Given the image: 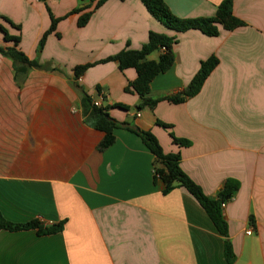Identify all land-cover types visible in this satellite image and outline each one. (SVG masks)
I'll return each instance as SVG.
<instances>
[{
  "label": "crops",
  "instance_id": "obj_1",
  "mask_svg": "<svg viewBox=\"0 0 264 264\" xmlns=\"http://www.w3.org/2000/svg\"><path fill=\"white\" fill-rule=\"evenodd\" d=\"M164 1L174 16L196 19L216 16L223 0ZM89 4L0 0V27L41 65L16 77L11 59L0 54V212L15 224L65 223L52 236L0 230V264H228L226 239L200 203L184 187L162 195L163 184L153 180L155 157L132 129L150 131L165 154L179 153L185 174L207 197L220 195L228 179L239 183L223 208L233 264H264V0H234L244 27L215 38L178 34L175 63L152 81L153 99L182 92L211 56L219 64L194 98L140 112V97L125 92L134 69L98 64L79 81L74 69L127 46L139 50L151 32L176 33L140 0H109L84 28L79 14L62 20L40 50L51 26L48 6L61 19ZM9 46L0 31V47ZM85 96L120 124L103 152L105 135L90 124ZM171 134L191 146L175 144Z\"/></svg>",
  "mask_w": 264,
  "mask_h": 264
},
{
  "label": "trees",
  "instance_id": "obj_2",
  "mask_svg": "<svg viewBox=\"0 0 264 264\" xmlns=\"http://www.w3.org/2000/svg\"><path fill=\"white\" fill-rule=\"evenodd\" d=\"M108 1L109 0H90V4L87 7L83 9H74L61 19L56 18L48 6L47 11L51 18V26L41 39L40 50L44 48L47 37L56 32L62 20L71 14H79L78 26L84 28L89 23L94 12L104 6ZM140 1L147 8L151 17L170 29V31L175 32L176 35L169 36V34L151 32L150 35H148V41L141 49L132 50L127 46L125 50L120 51L114 56H109L94 63L76 66L74 69L75 77L77 81H79L90 68L98 64L103 65L109 62H117L121 71L125 72L129 69H134L137 72V78L129 82L125 88L126 93H135L140 97L141 102L136 107L137 112L145 109L153 111L157 104L162 101L174 105L182 104L199 94L204 82H206L210 74L217 68L219 60L211 56L209 59L201 62L198 73L182 92L168 97L153 99L151 97L152 81L160 74L169 71L175 63L176 56L174 53V46L178 42V34L192 30L200 31L204 35L215 38L220 35L222 30L233 31L236 28L238 29L246 26V24L239 20L234 14V0H223L217 9L216 16L196 19H181L174 16L164 0ZM16 29L20 30L21 27H16ZM0 31L3 33L6 42H12L13 44V47H0V54L11 59L16 77H24L31 69L41 68V65H39L37 61L29 59L18 48L20 44L19 37L10 36L2 27H0ZM154 52H160V58H158L157 61H149L147 58ZM114 106L123 110H128L127 107L121 104H116ZM83 107L85 114L89 116L90 124L105 135L103 141L98 146L99 152H103L115 143V130L120 124L110 116L108 108L96 106L90 96H85V99H83ZM156 124L165 128V130L171 129V125H167L163 121L157 120ZM131 131L142 138L146 148L155 157L153 180L154 183L161 182L163 184L164 190L162 195L166 196L178 187H184V189H186L205 209L215 229L226 239L225 255L228 264L235 263L236 256L229 242V228L222 204L231 200L233 196L236 195L239 189V183L228 179L220 195L216 198H209L206 196L204 190L185 174L181 166V155L179 153L165 154L159 140L150 131H142L141 129H132ZM171 137L177 145L186 148L191 146V143L186 139L176 138L173 134H171ZM64 224V222H60L59 224L48 226L38 220L29 223L15 224L7 221L0 212V230L8 232L36 230L39 236H52L62 232L64 230Z\"/></svg>",
  "mask_w": 264,
  "mask_h": 264
},
{
  "label": "built area",
  "instance_id": "obj_3",
  "mask_svg": "<svg viewBox=\"0 0 264 264\" xmlns=\"http://www.w3.org/2000/svg\"><path fill=\"white\" fill-rule=\"evenodd\" d=\"M94 104H95L96 106H99V107H100L99 102H94ZM222 207H223V208L225 207V203L222 204ZM247 234L251 235V234H252V230L249 229V230L247 231Z\"/></svg>",
  "mask_w": 264,
  "mask_h": 264
}]
</instances>
